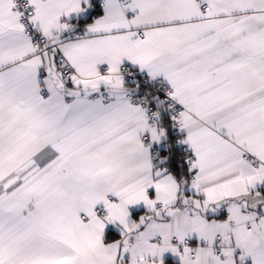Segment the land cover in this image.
<instances>
[{"label":"snow or ice","instance_id":"6c2138e0","mask_svg":"<svg viewBox=\"0 0 264 264\" xmlns=\"http://www.w3.org/2000/svg\"><path fill=\"white\" fill-rule=\"evenodd\" d=\"M167 256L264 264V0H0V264Z\"/></svg>","mask_w":264,"mask_h":264},{"label":"crops","instance_id":"0c3cea01","mask_svg":"<svg viewBox=\"0 0 264 264\" xmlns=\"http://www.w3.org/2000/svg\"><path fill=\"white\" fill-rule=\"evenodd\" d=\"M86 18V16H81L80 19L78 21H76L78 24L80 23V20ZM174 257L171 256H167L166 257V264H174Z\"/></svg>","mask_w":264,"mask_h":264},{"label":"trees","instance_id":"16d2710c","mask_svg":"<svg viewBox=\"0 0 264 264\" xmlns=\"http://www.w3.org/2000/svg\"><path fill=\"white\" fill-rule=\"evenodd\" d=\"M86 19H87V17H86V18H84V19H82V20H80V23H81L82 21L86 20Z\"/></svg>","mask_w":264,"mask_h":264}]
</instances>
